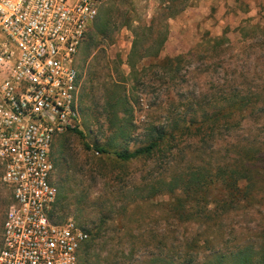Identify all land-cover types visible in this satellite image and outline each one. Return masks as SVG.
I'll use <instances>...</instances> for the list:
<instances>
[{
  "label": "rangeland",
  "instance_id": "374dc122",
  "mask_svg": "<svg viewBox=\"0 0 264 264\" xmlns=\"http://www.w3.org/2000/svg\"><path fill=\"white\" fill-rule=\"evenodd\" d=\"M162 2L104 0L79 48L81 126L56 142L52 178L57 221L72 217L92 234L77 264H147L158 240L177 253L193 234L203 238L200 261L215 250L264 251V0H189L172 17ZM167 30L160 54L132 65L136 36L143 52ZM153 140L150 155L116 156ZM190 171L207 180L198 222L179 220V188L162 191ZM231 171L241 192L224 185ZM11 198L0 164V246Z\"/></svg>",
  "mask_w": 264,
  "mask_h": 264
},
{
  "label": "built area",
  "instance_id": "2783aa9c",
  "mask_svg": "<svg viewBox=\"0 0 264 264\" xmlns=\"http://www.w3.org/2000/svg\"><path fill=\"white\" fill-rule=\"evenodd\" d=\"M104 0H0V264H77L89 239L51 217L57 134L81 126L78 52Z\"/></svg>",
  "mask_w": 264,
  "mask_h": 264
},
{
  "label": "trees",
  "instance_id": "16d2710c",
  "mask_svg": "<svg viewBox=\"0 0 264 264\" xmlns=\"http://www.w3.org/2000/svg\"><path fill=\"white\" fill-rule=\"evenodd\" d=\"M172 4V0H163L162 2V10L163 13H168V17L175 16L177 14H180L183 12L188 6H189V0H179V8L178 10H172L170 8ZM174 9V8H173ZM137 28V27H136ZM141 30H150L152 28V25L149 26H139ZM168 36V30L164 34V36L157 37L152 41V43L149 46H146L142 52V49L140 48L139 38L136 36L135 40L133 41V48L130 53V60L132 62V65H135L136 60L138 58H142L148 54H154L159 55L160 52L163 49V45L165 43V40ZM216 40L222 41V38H218ZM249 100V98H248ZM247 102H240L239 107H243L242 105H247ZM244 105V106H245ZM77 130V128H75ZM62 133L57 134L55 141L53 143L52 148V158L55 163V166L57 162L59 163L61 157L58 158L59 161L56 162L57 157L55 154V151L57 152L55 147L56 142L62 137L60 136ZM120 135L122 138L127 137L126 131L123 129L120 132ZM162 137V135L160 136ZM160 147V141L159 140H153L150 141L148 144L142 145L134 150H129L127 148L116 150V156L120 158L121 160L127 161L130 159H135L138 157H141L143 155H150L152 154L156 148ZM97 149L96 152L98 154L100 153H106L108 152V149L105 146H95ZM236 172L231 171V174L226 176L224 178L225 186L233 191L234 193L241 192V189L239 188V177L235 176ZM205 174L199 172H193L190 171L187 174L180 173L179 174V180H177L176 186L172 184V182H166L162 181L163 184V190H166L168 192H174L176 189L179 188L181 191V196L175 203V209L179 211V220L183 222H198L201 221L200 217H203L201 210L205 209L207 211V202L202 203L201 197L203 192H207V180H204ZM58 197V195H57ZM232 202V200H230ZM58 203V200L56 199V202L53 205V209L51 211V217L57 221L56 217V205ZM201 209V210H199ZM209 213V212H208ZM211 219V217L209 218ZM207 221V220H203ZM205 223V222H203ZM82 224V223H81ZM83 225V224H82ZM85 226V225H84ZM86 227V226H85ZM87 228V227H86ZM88 230V229H87ZM90 233L89 239L84 243L81 251L84 247H87L92 242V234L91 231L88 230ZM203 238L202 236H199L197 234H193L191 236H182L179 240L180 245L184 246V250L179 249V252L173 253L171 251H166L164 248L167 246V243L163 241V239H160L157 241V244L159 245L161 251L159 253H153L150 256V260L147 262V264H264V251H256L252 246H245L243 248H238L235 251H211L214 252L211 257L207 260L200 261V253H201V245ZM206 240H204L205 242ZM211 241V240H207ZM80 251V253H81ZM135 247H133V250L131 252V255H134L135 253ZM128 256V254H126Z\"/></svg>",
  "mask_w": 264,
  "mask_h": 264
}]
</instances>
